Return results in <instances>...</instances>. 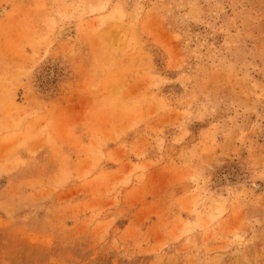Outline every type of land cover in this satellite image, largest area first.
I'll return each instance as SVG.
<instances>
[{
	"label": "rangeland",
	"instance_id": "1",
	"mask_svg": "<svg viewBox=\"0 0 264 264\" xmlns=\"http://www.w3.org/2000/svg\"><path fill=\"white\" fill-rule=\"evenodd\" d=\"M0 264H264V0H0Z\"/></svg>",
	"mask_w": 264,
	"mask_h": 264
}]
</instances>
